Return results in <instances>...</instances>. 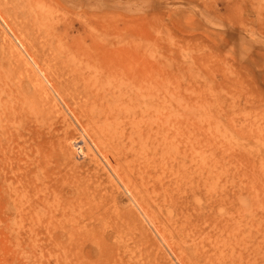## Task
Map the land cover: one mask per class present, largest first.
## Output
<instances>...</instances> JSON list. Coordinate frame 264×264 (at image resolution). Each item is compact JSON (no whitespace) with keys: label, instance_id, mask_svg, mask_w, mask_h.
<instances>
[{"label":"rangeland","instance_id":"rangeland-1","mask_svg":"<svg viewBox=\"0 0 264 264\" xmlns=\"http://www.w3.org/2000/svg\"><path fill=\"white\" fill-rule=\"evenodd\" d=\"M37 3L58 11L49 21L58 28H64L58 18L64 15L69 31L71 25L77 28L70 34H83L78 18L87 15L90 22L103 13L132 25L138 65H152L157 76L154 88L139 82L141 109L152 97L164 116L163 101H169L190 125L188 148L174 128L173 143L162 145L169 169L161 176L170 178L171 166L184 162V155L191 171H201L203 154L204 171L214 176L211 185L228 192L223 211L215 205V218L202 224L201 237L210 250L198 264L218 261L214 234L222 213L243 223L257 219L263 240L264 0L31 1ZM29 51L50 74L32 31L2 8L0 75L42 80L37 84L48 97L41 104L50 112L55 134L47 138L45 158L37 146L43 130L33 124L23 129L24 139L11 133L2 147L0 264H189L133 190L103 170L104 161L80 120L84 112L47 90L46 80L30 68L36 71ZM144 110V142L151 157L155 144L149 117L155 124L162 118ZM211 192L216 197L213 187ZM201 197L206 204L207 196ZM237 236L247 237V232Z\"/></svg>","mask_w":264,"mask_h":264},{"label":"bare ground","instance_id":"bare-ground-1","mask_svg":"<svg viewBox=\"0 0 264 264\" xmlns=\"http://www.w3.org/2000/svg\"><path fill=\"white\" fill-rule=\"evenodd\" d=\"M21 1L1 0L0 10L3 8L11 20L18 19L23 27L31 30L41 52L46 54L42 61L50 74L45 73L37 56L29 51L36 68L35 71L30 67L32 72L42 75L48 91L71 99L78 105V110L84 112L80 120L92 144H96L107 175L133 190L143 209L149 211L163 235L177 244L179 253L189 264L204 261L210 249L206 250L201 237L202 224L215 218V205L223 211L228 192L219 184L211 185L214 176L211 172L205 173L207 162L204 164L203 154H200L203 158L201 171H191L187 167V155H184V162L171 166L170 178L161 176V171L169 169L162 145L173 143V130L176 129L175 134L181 131V141L187 148L190 144L188 117L183 112H176L169 101H163L164 116L159 113V103H154L152 97L144 102L146 111L151 109L153 116L162 118L161 121L155 119V124L149 117L155 145L151 157L146 154L145 110L141 109L139 82L147 84L146 88H154L157 76L152 65L146 64L143 68L138 65V55L130 38L132 25L113 20L103 13L90 22L87 15L78 18L83 34L79 31L76 35L70 34L77 28L71 25L69 31L64 15L58 16L64 28L49 22L54 20L57 10L50 11L37 3L41 7L39 12L35 10L36 5H31L32 0H26V7ZM21 76L0 75V153L9 134L14 133L18 140L24 139L23 129L33 124L43 130L37 146L45 158L48 156L44 147L47 138L55 134L50 112L41 104L48 95L37 84H42L40 78ZM212 187L216 197L211 192ZM202 193L207 196L204 205ZM223 215L214 234V243L220 251L215 264H262L260 258L264 253L260 250L264 252V239L259 240L257 219L243 223V220L228 219ZM243 232H247V237L239 238L237 235ZM232 240L237 244L229 242Z\"/></svg>","mask_w":264,"mask_h":264}]
</instances>
